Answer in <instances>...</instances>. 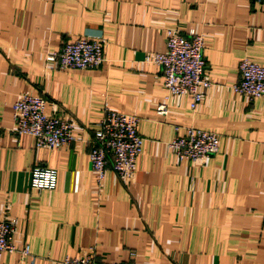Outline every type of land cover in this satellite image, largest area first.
I'll list each match as a JSON object with an SVG mask.
<instances>
[{"label": "crops", "instance_id": "crops-1", "mask_svg": "<svg viewBox=\"0 0 264 264\" xmlns=\"http://www.w3.org/2000/svg\"><path fill=\"white\" fill-rule=\"evenodd\" d=\"M203 39L211 86L192 110L172 97L146 58L165 51L167 31ZM101 37L104 61L60 71L47 55L79 37ZM264 67V4L253 0H0V217L16 221L0 264H56L93 250L99 264H264V96L235 93L238 66ZM42 97L44 113L74 123L75 142L37 149L13 133L12 105ZM135 116L143 139L133 177L106 167L98 187L91 139L104 109ZM218 137V152L178 162L174 127ZM35 168L55 187H31Z\"/></svg>", "mask_w": 264, "mask_h": 264}, {"label": "built area", "instance_id": "built-area-1", "mask_svg": "<svg viewBox=\"0 0 264 264\" xmlns=\"http://www.w3.org/2000/svg\"><path fill=\"white\" fill-rule=\"evenodd\" d=\"M264 4V0H253ZM165 51L149 57L161 71L164 101L156 107V115L163 117L168 112L167 103L172 97L187 95L194 110L202 101V91L211 86L206 76V63L203 58V39L189 30L185 36L167 31ZM47 64L60 71H88L100 67L104 61L101 37L82 36L63 45L58 52L47 55ZM239 80L232 87L235 93L253 101L264 96V67L242 60L238 66ZM45 101L42 97L21 95L12 105L13 133L16 136H29L37 149L59 150L75 142V126L65 118L46 116ZM139 119L104 109L90 141L89 162L95 182L99 187L105 177L107 165L121 179L133 177L136 161L141 153L143 139L138 132ZM175 137L168 144L171 154L180 163L196 165L218 152V137L214 133L193 127H174ZM56 173L53 170L35 168L31 173V187L37 191L55 187ZM16 221L0 217V256L4 253H18L25 257L29 247L18 250L14 246ZM56 264H99L93 250L80 258H65Z\"/></svg>", "mask_w": 264, "mask_h": 264}]
</instances>
